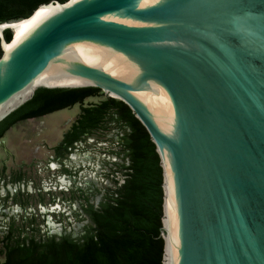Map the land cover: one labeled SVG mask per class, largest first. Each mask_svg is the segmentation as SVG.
<instances>
[{"label":"water","instance_id":"1","mask_svg":"<svg viewBox=\"0 0 264 264\" xmlns=\"http://www.w3.org/2000/svg\"><path fill=\"white\" fill-rule=\"evenodd\" d=\"M0 38V121L39 87L95 86L145 126L163 264L169 231L173 264H264V0H51Z\"/></svg>","mask_w":264,"mask_h":264},{"label":"trees","instance_id":"2","mask_svg":"<svg viewBox=\"0 0 264 264\" xmlns=\"http://www.w3.org/2000/svg\"><path fill=\"white\" fill-rule=\"evenodd\" d=\"M49 1L0 0V23L27 18L38 5ZM4 37L10 42L13 31L6 28ZM101 91L95 86L39 87L31 99L0 121V138L20 120L74 106ZM108 122L129 128L123 135L130 150V164L123 165L125 181L108 189L98 206L84 196L83 210L90 222L78 237L65 234L37 239L20 233L13 240L12 222L4 236L7 242L0 247V264H163V169L155 143L131 108L113 97L82 107L73 126L81 130L64 141V150L84 132L101 129Z\"/></svg>","mask_w":264,"mask_h":264},{"label":"rangeland","instance_id":"3","mask_svg":"<svg viewBox=\"0 0 264 264\" xmlns=\"http://www.w3.org/2000/svg\"><path fill=\"white\" fill-rule=\"evenodd\" d=\"M107 97L102 90L73 107L18 122L6 132L1 140L4 143H0V247L7 242L4 236L12 222L13 240L20 233L37 239L80 235L90 222L83 210V194L97 206L108 189L123 183L125 176L119 165L128 159L112 154L121 152L117 141L123 132L115 122H108L85 143L78 144L81 147L76 156L82 158L62 165L71 170V178L61 177L63 167L54 152L82 107L98 104ZM53 162L59 167L53 169ZM19 176L21 182L16 184Z\"/></svg>","mask_w":264,"mask_h":264},{"label":"flooded vegetation","instance_id":"4","mask_svg":"<svg viewBox=\"0 0 264 264\" xmlns=\"http://www.w3.org/2000/svg\"><path fill=\"white\" fill-rule=\"evenodd\" d=\"M110 97V96H109ZM76 105V104H75ZM71 107H73V106H71ZM68 108V107H67ZM81 111H82V109H81ZM55 112V111H54ZM52 113V112H51ZM49 114V113H48ZM81 114V113H80ZM46 115V114H45ZM44 116V115H43ZM80 116V115H79ZM79 116L77 117V119L79 118ZM41 117V116H40ZM33 118H37V117H31V118H27V119H23V120H20V121H18V122H21V121H25V120H28V119H33ZM77 119L72 123V125L70 126V128H69V130L67 131V132H65L64 133V135H63V138H62V140H61V142L59 143V145H57V147H55V149H54V152H55V154H56V159L58 160V161H60V163L58 162V164H59V166H62L66 161H70L71 162V160H80L81 158H82V156H76V154L77 153H79V151H80V147L81 146H79L78 144L80 143H85L86 142V139L87 138H89L95 131H97V130H95V131H93V132H84L83 134H81V136H80V138L79 139H76V140H74L69 146H68V148L66 149V150H64V147H65V144H64V141H69V140H71L74 136H75V133L76 132H78V131H80L81 130V127L79 126V127H77V129H73V126H74V124H76L77 123ZM17 122V123H18ZM16 124V123H15ZM14 124V125H15ZM121 127V129L123 130V132L121 133V135H119L118 134V141H117V144L118 145H120V147H121V152L119 151V152H115V151H113V153L112 154H116L117 156H119V155H121L122 156V159H128V162H123L122 164H120L119 165V167H120V171H122L123 173L125 172V168L123 169V165H129L130 164V159H129V156H128V153H129V148L128 147H126L125 146V144H124V140H123V135L126 133V131L128 132L129 131V128H126L125 126H120ZM12 128V127H11ZM10 128V129H11ZM9 129V130H10ZM128 129V130H127ZM3 139V137L2 138H0V141ZM0 143H4L3 141H1ZM54 160H55V157H54ZM53 161V160H52ZM53 163H55V162H53ZM52 163V164H53ZM52 164H51V166H52ZM59 166H57V167H59ZM66 166V165H65ZM63 167V166H62ZM54 169V168H53ZM56 169V168H55ZM122 169V170H121ZM118 171H116V173H117ZM71 175H72V173H71V170L68 168V167H63V169H62V174H61V177H63L64 179H66V177H70L71 178ZM125 176V175H124ZM61 177H60V181H62L61 180ZM21 176H19L18 177V179H17V181H15L16 182V184L17 183H19V182H21ZM63 179V180H64ZM117 181V182H116ZM115 181V183L117 184L118 183V180H116ZM124 181H125V179H124ZM123 181V182H124ZM122 184V183H121ZM120 184V185H121ZM80 191H81V189H80ZM83 196H85L84 194H83ZM86 196H88L87 194H86ZM89 197V196H88ZM89 200H90V197H89ZM98 206V205H97ZM62 236V235H61ZM79 236V235H78ZM78 236H76V237H78ZM72 237H74V236H72Z\"/></svg>","mask_w":264,"mask_h":264},{"label":"bare ground","instance_id":"5","mask_svg":"<svg viewBox=\"0 0 264 264\" xmlns=\"http://www.w3.org/2000/svg\"><path fill=\"white\" fill-rule=\"evenodd\" d=\"M165 165V163H164ZM52 168H57V164L53 163ZM166 170V167H165ZM166 193H167V199H166V218H165V225L167 229L169 230L168 225V182H167V172H166ZM167 254H166V261L165 264H173V250H172V244H171V237H170V231L169 235L167 236Z\"/></svg>","mask_w":264,"mask_h":264}]
</instances>
